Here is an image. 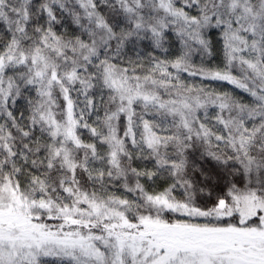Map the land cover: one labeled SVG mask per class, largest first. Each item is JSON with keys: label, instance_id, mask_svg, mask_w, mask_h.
Wrapping results in <instances>:
<instances>
[{"label": "snow or ice", "instance_id": "obj_1", "mask_svg": "<svg viewBox=\"0 0 264 264\" xmlns=\"http://www.w3.org/2000/svg\"><path fill=\"white\" fill-rule=\"evenodd\" d=\"M0 264H264V0H0Z\"/></svg>", "mask_w": 264, "mask_h": 264}]
</instances>
